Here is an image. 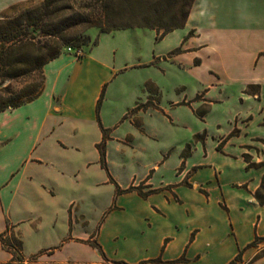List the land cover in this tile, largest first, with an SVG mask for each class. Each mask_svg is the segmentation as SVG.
Listing matches in <instances>:
<instances>
[{"label": "crops", "instance_id": "1", "mask_svg": "<svg viewBox=\"0 0 264 264\" xmlns=\"http://www.w3.org/2000/svg\"><path fill=\"white\" fill-rule=\"evenodd\" d=\"M163 38L181 43L179 60L219 61V83L240 85L231 114L240 121L183 157L175 182L156 183L155 165L122 186L99 147L103 128L109 143L128 112L109 123L99 107L118 69L103 61L94 79L83 72L92 50L61 53L45 64L37 98L0 111V264H264V0H194ZM216 85L214 105L224 102L211 96ZM105 185L113 203L88 232L87 196ZM11 237L19 254L3 244Z\"/></svg>", "mask_w": 264, "mask_h": 264}, {"label": "rangeland", "instance_id": "2", "mask_svg": "<svg viewBox=\"0 0 264 264\" xmlns=\"http://www.w3.org/2000/svg\"><path fill=\"white\" fill-rule=\"evenodd\" d=\"M27 1L38 4L42 0H0V15L10 6ZM157 33L148 27H131L111 33L92 27L87 31L88 42L76 43L78 45L66 47L63 51L81 59L92 50L88 62L83 65V72H95L94 79L98 75L103 76V61L118 69L107 83L108 98L105 101L102 99L99 107L109 123L123 118V112L128 110L115 134L116 138L107 143L110 134L106 132L103 144L105 152L108 151L111 172L122 186L129 185L135 177L142 178L151 169L156 170L155 165H160L155 175L156 183H160L161 178L166 182H175L176 174L184 169L183 157L197 150L203 153L199 147L201 141L214 143L222 139L224 130L240 121L238 114L231 115L242 107L237 96L240 85L219 83V72L224 69L218 66L219 61L207 58L200 63L199 58L194 59L190 54L179 60L175 55L183 51L181 43L175 45L171 38L158 39ZM95 40L98 42L96 45L93 43ZM180 46L181 51L173 52ZM201 52L212 54L206 50ZM107 74L106 70L104 75ZM40 80L42 74H27L7 79L0 87L10 84V90L17 93L24 85ZM210 83L217 84L211 90V96H217L224 102L214 105L213 100L208 98ZM113 190L110 185H105L99 198H91L88 194V232L94 230L112 205ZM5 246L9 248L8 244ZM13 251L19 254L15 248ZM259 253H264V243Z\"/></svg>", "mask_w": 264, "mask_h": 264}, {"label": "trees", "instance_id": "3", "mask_svg": "<svg viewBox=\"0 0 264 264\" xmlns=\"http://www.w3.org/2000/svg\"><path fill=\"white\" fill-rule=\"evenodd\" d=\"M194 0H42L38 4L16 3L0 15V85L7 79L22 75H41L42 80L24 85L17 93L10 84L0 87V111L19 106L37 98L44 89V66L63 53L66 47L89 41L88 29L102 32L131 27L157 30L163 38L183 27ZM163 29L161 33L160 30ZM95 45L97 40L93 42ZM80 44V45H81ZM80 45L78 47H80ZM182 46L173 52L181 51ZM105 138L99 145L105 166ZM142 194V186L130 187ZM257 198L264 201V180ZM3 244L20 251L22 242L3 238ZM126 264V263H124Z\"/></svg>", "mask_w": 264, "mask_h": 264}, {"label": "built area", "instance_id": "4", "mask_svg": "<svg viewBox=\"0 0 264 264\" xmlns=\"http://www.w3.org/2000/svg\"><path fill=\"white\" fill-rule=\"evenodd\" d=\"M9 249L13 250V248H12V247H10V246H9Z\"/></svg>", "mask_w": 264, "mask_h": 264}]
</instances>
